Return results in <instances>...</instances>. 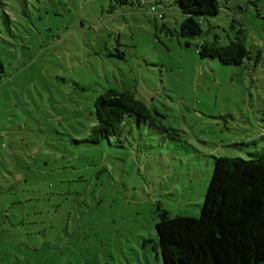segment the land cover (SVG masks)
<instances>
[{
	"label": "rangeland",
	"instance_id": "obj_1",
	"mask_svg": "<svg viewBox=\"0 0 264 264\" xmlns=\"http://www.w3.org/2000/svg\"><path fill=\"white\" fill-rule=\"evenodd\" d=\"M3 1L0 264H164L159 207L198 217L214 156L264 152V0H219L197 38L176 0ZM238 21L241 64L200 56ZM109 87L154 125L88 140Z\"/></svg>",
	"mask_w": 264,
	"mask_h": 264
},
{
	"label": "trees",
	"instance_id": "obj_2",
	"mask_svg": "<svg viewBox=\"0 0 264 264\" xmlns=\"http://www.w3.org/2000/svg\"><path fill=\"white\" fill-rule=\"evenodd\" d=\"M176 3L184 14L181 35L185 38L202 36L204 19L220 12L219 0H176ZM4 4L0 0V5ZM238 22L241 27L228 44H221L216 34L213 40L201 42L200 56L218 58L226 65L241 64L249 50L245 45L246 29ZM5 73L0 59V79ZM95 114L96 123L88 139L94 143L119 135L131 118L138 124L155 123L145 102L128 90L112 87L97 96ZM250 155V158L214 156L198 217L172 215L159 207L156 234L164 264H264V152Z\"/></svg>",
	"mask_w": 264,
	"mask_h": 264
}]
</instances>
